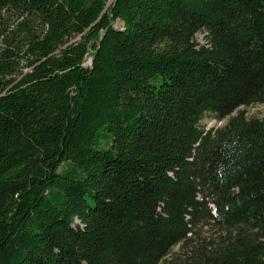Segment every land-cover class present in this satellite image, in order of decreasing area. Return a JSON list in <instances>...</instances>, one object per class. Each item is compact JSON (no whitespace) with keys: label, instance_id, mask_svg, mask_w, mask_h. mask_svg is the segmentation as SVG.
I'll return each instance as SVG.
<instances>
[{"label":"trees","instance_id":"trees-1","mask_svg":"<svg viewBox=\"0 0 264 264\" xmlns=\"http://www.w3.org/2000/svg\"><path fill=\"white\" fill-rule=\"evenodd\" d=\"M254 104L264 0H0V264H264Z\"/></svg>","mask_w":264,"mask_h":264},{"label":"rangeland","instance_id":"rangeland-1","mask_svg":"<svg viewBox=\"0 0 264 264\" xmlns=\"http://www.w3.org/2000/svg\"><path fill=\"white\" fill-rule=\"evenodd\" d=\"M195 41H197L200 44L204 43L203 40V33H197L195 35ZM90 60L89 58L85 61V65H89ZM240 109H244L246 111V114L248 116H256L259 118H264V104H254L251 105L249 107H241ZM224 121H219L217 119H215L213 116L211 115H205L202 120H201V124L206 128H216L220 125L223 124Z\"/></svg>","mask_w":264,"mask_h":264}]
</instances>
